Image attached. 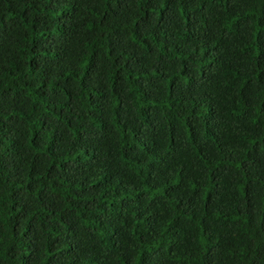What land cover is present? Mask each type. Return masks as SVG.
Instances as JSON below:
<instances>
[{
    "label": "trees",
    "instance_id": "16d2710c",
    "mask_svg": "<svg viewBox=\"0 0 264 264\" xmlns=\"http://www.w3.org/2000/svg\"><path fill=\"white\" fill-rule=\"evenodd\" d=\"M0 264H264V0H0Z\"/></svg>",
    "mask_w": 264,
    "mask_h": 264
}]
</instances>
